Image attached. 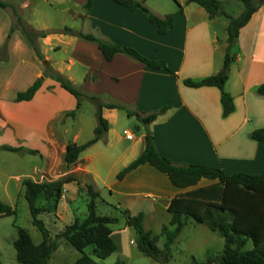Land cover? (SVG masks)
Masks as SVG:
<instances>
[{"label": "crops", "instance_id": "obj_1", "mask_svg": "<svg viewBox=\"0 0 264 264\" xmlns=\"http://www.w3.org/2000/svg\"><path fill=\"white\" fill-rule=\"evenodd\" d=\"M10 1L38 30L69 26L114 43L133 46L151 58L165 60L170 68L153 69L120 52L107 60L96 42L59 31L38 39L41 59L35 50L32 53L30 42L20 30L12 33L8 41V63L13 61L18 67L10 77L13 81L9 86L17 92L27 89L45 74L47 66H51L86 91L106 101L124 103L139 114L146 115L168 106L147 126L137 115L130 116L118 108H103L102 114L108 121L106 135L86 148L70 170L55 178L67 175L76 178L64 185L56 211L58 216L61 209L73 207L81 193H87L86 182L78 177L81 172L93 175V180L100 178L101 169L96 161L109 164V179L104 183L111 197L120 207L137 209L132 214L144 212V221L149 213L160 210L166 211L171 219L168 209L176 198L220 204V195L224 193L227 204L239 207V192L243 187L232 182L221 183L218 178L202 177L194 185L179 187L150 163L138 166L122 179L117 178V174L144 151L148 129L155 136L157 149L178 164L202 163L221 167L228 174L264 173V140L258 141L251 136L264 128V96L257 93L258 86L264 83V2L241 28L234 46L235 60L225 89L233 97L235 110L224 116L218 87H190L184 79H200L222 68L228 43L229 19L226 16L211 18L203 6L187 0H145L159 16L176 14L174 26L161 34L141 10H130L113 0H94L90 9L84 6L86 0ZM220 1L222 9L231 14L224 5L226 0ZM230 1L242 11L243 5L236 0ZM181 6L183 11L178 12ZM4 9L7 10H0V22L4 18V25L0 26V48L9 37L12 24V13L9 8ZM16 94L11 96L15 98ZM6 95L3 92L1 96ZM76 104L71 93L54 79L44 76L43 85L32 100L15 101L10 105L9 117L17 126L44 135L46 170L54 155L52 144L59 141L58 133L51 127L57 124L59 129L64 116L75 110ZM125 117L136 131L125 129L126 136L121 132ZM45 175L47 178L48 174ZM87 213L88 210L85 215ZM67 217L70 223L79 216L69 209ZM181 234L174 243L179 242ZM162 239L164 243V238L160 237L158 245ZM208 250L220 251L209 244L203 248L204 253ZM179 251L195 255L190 247ZM175 260L172 248L170 261Z\"/></svg>", "mask_w": 264, "mask_h": 264}, {"label": "trees", "instance_id": "obj_2", "mask_svg": "<svg viewBox=\"0 0 264 264\" xmlns=\"http://www.w3.org/2000/svg\"><path fill=\"white\" fill-rule=\"evenodd\" d=\"M113 1L130 10H141L146 14L150 22L157 26L158 32L161 34L167 33L174 26L175 13L159 16L151 10L145 0ZM239 1L243 4V10L240 14L234 16L222 9L220 0H187L188 3L195 2L203 6L211 18L224 15L229 19L227 27L228 43L222 68L218 72L200 79H184V83L190 87H218L221 91L224 116H228L235 110L233 97L225 89L230 75L231 64L235 60L234 46L238 41L241 28L249 22L252 15L264 2V0ZM93 3L94 0H86L84 6L86 9H90ZM0 6L9 8L12 13L9 36L14 31L20 30L41 59H43V55L38 45V39L51 32L59 31L96 42L107 60H111L116 53L120 52L144 63L147 67L170 70L165 60L151 58L133 46L114 43L91 33L76 31L69 26L59 30H38L22 16L14 3L0 0ZM182 11L183 6L179 8L178 12ZM7 40H9V37ZM6 45L4 44L3 48H6ZM1 52L0 48V54ZM7 57V55L0 56V59L6 61ZM44 76L54 79L62 88L76 97V109L81 108L83 100L86 98L94 102L97 107L98 124L94 129V136L84 143L70 142L67 144L64 153V161L67 165L76 163L80 154L86 148L95 144L106 135L108 121L102 114L103 108H118L124 110L130 116L137 115L140 122L145 126L154 121L160 113H163L168 108V106H165L146 115L144 113L143 115L139 114L137 111L128 108L124 103L106 101L101 96L84 90L51 66H47L45 74L38 77L27 89L18 91L15 101L32 100L42 87ZM257 93L264 96V83L258 86ZM76 109L69 112V114L75 115ZM251 136L258 141L264 140V128L254 131ZM0 148L15 152H38L37 149L7 144L1 145ZM145 163H150L166 173L171 182L179 187L194 185L202 177H207L211 179L218 178L221 183L228 184L232 182L241 185L244 190L239 192V207L227 204V196L225 197L224 193L220 195V204L212 201L197 203L188 198L174 199L168 209L171 212V219L168 224H164L161 227L159 234H153L150 230H146L144 212L132 214L128 209L123 210L122 213L126 218V224L133 227L138 234V239L135 243L140 252L158 261L159 264H168L171 257L172 244L184 229L187 219L192 218L198 223L205 224L211 231L219 233L224 239V246L220 252L208 250L205 259L202 261L197 260L193 256V263L188 264H212L214 262L221 264H264V173L235 172L228 174L221 167L202 163L178 164L157 149L155 136L149 129L146 132V147L144 151L139 157L124 167L117 174V178L122 179L128 172ZM74 180L76 178L73 175L45 181H36L31 178L24 179L25 197L29 204L32 223L42 234V240L34 242L26 228L17 227L18 236L13 244L16 249V259L21 264H50L54 252L59 247L58 240L60 238H64L81 252V256L72 264H101L98 260L105 259L118 250V246L112 237L113 229L111 225L117 223L119 218L98 213L97 198H99L100 192L95 189L92 182L86 184L89 199L87 203L88 213L85 218L76 217L55 235L52 234L44 219L41 218L43 210L48 211L50 207H53L55 212L57 211L64 185ZM42 195L46 204L44 209L38 204V200ZM16 213V208L13 205L0 200V217L16 215ZM242 221H245L242 223L243 227H239L238 224ZM247 221L253 223L245 224ZM160 237L164 238L163 248L158 245ZM250 241H252L253 245L249 248L248 244ZM88 247H91L92 253L86 252ZM115 264H125V260L119 259Z\"/></svg>", "mask_w": 264, "mask_h": 264}, {"label": "rangeland", "instance_id": "obj_3", "mask_svg": "<svg viewBox=\"0 0 264 264\" xmlns=\"http://www.w3.org/2000/svg\"><path fill=\"white\" fill-rule=\"evenodd\" d=\"M6 1L8 2L10 0ZM29 2H31V0ZM236 3L243 5L242 2L238 0H236ZM224 5L230 10L229 12H231L232 15L241 13L237 6L230 0L224 1ZM0 10L5 12L7 9L0 7ZM3 21L4 18L1 20L0 26L4 25ZM7 39L8 37L1 47L2 52L0 56H8V41L10 40V36L9 40ZM4 44H7L6 48H3ZM29 45L34 54L33 46L30 43ZM8 60L9 59L0 64V72L4 75V79L0 76V146L7 144L38 150L37 153H28L25 151L15 152L0 148V200L13 205L17 211L16 215L0 217V263L21 264L16 259V249L13 244L18 236L17 227L26 228L34 242H40L42 240V234L32 223L29 204L25 197L24 179L31 178L36 181L54 180L58 175L70 170L72 165H67L64 161L65 146L69 142L75 141L80 144L91 139L94 136V129L98 121L96 116V104L86 98L83 100V104L76 116L67 113L64 116V123L60 124L59 129L56 127L57 124H55V126L52 125L51 129L58 133L57 138L60 142L58 141L54 145L52 144L51 148L54 155L51 159L49 168L46 170L47 165L45 166L46 160L43 156V152L45 148H47V145L44 141V135L39 131H32L30 128L17 126L9 117L11 112L10 105L15 102V98L12 96L17 93L15 88L9 86L10 83L12 85L13 81H10V77L18 65L13 61L8 63ZM0 61L2 60L0 59ZM3 92L7 94L5 97L1 96ZM131 119L133 121L137 120L133 117H131ZM128 121H130V119L125 117V120H122L123 123H121V132L124 136H126L124 132L125 129L136 132L135 126L132 125V122ZM96 162L99 163L98 166L101 169L100 178H95L96 180H93V175H90L86 171L81 172L78 177L81 181H85L86 184L92 182L95 189L100 192V196L97 198L98 213L113 215L119 218L117 223L111 225L114 231L112 236L118 246V250L107 258L98 261H100L101 264H115L117 260L123 259L125 260V264H159L158 261L144 255L137 248V244L134 242L137 241L138 234L133 227L126 224V218L122 213L126 208L120 207L118 202L111 197L105 187L106 184L104 182L109 179V164L100 163L99 161ZM44 173L48 174L47 178L49 179L46 178V175L44 176ZM88 199L87 193H81L74 202L73 207L66 206V208L61 209L59 216L57 212H55V209L50 207L48 211H42L41 218L44 219L52 234L55 235V233L61 231L64 226L68 224L67 215L69 209H71L73 213H78L81 219L86 217L85 213L88 210ZM38 204L43 209L46 208L43 195L39 198ZM130 210L132 213L136 212L137 209L130 208ZM187 220L188 223L182 231L179 242L174 243L172 246L176 262L170 261L169 259L168 264L193 263V255L187 252H180L179 250L181 248L186 249L190 247L191 250L194 251V257L200 261L205 259L206 256V253L203 251L205 245L209 244L214 247L215 250H222L224 240H222L219 233L210 231L205 224H199L192 218ZM169 221V214L166 211L160 210L149 213L144 221V226L146 230H150L153 234H159L161 227L164 224H168ZM244 222L245 221L240 222L238 226L243 227L242 223ZM251 223L253 222L247 221L245 224ZM58 243L59 247L54 252L50 264H72L81 256V252L64 238H60ZM159 245L163 247V239L159 242ZM252 245V241H250L248 247L250 248ZM86 252L92 253L91 247L86 248Z\"/></svg>", "mask_w": 264, "mask_h": 264}, {"label": "water", "instance_id": "obj_4", "mask_svg": "<svg viewBox=\"0 0 264 264\" xmlns=\"http://www.w3.org/2000/svg\"><path fill=\"white\" fill-rule=\"evenodd\" d=\"M45 63H48L47 61H45Z\"/></svg>", "mask_w": 264, "mask_h": 264}, {"label": "built area", "instance_id": "obj_5", "mask_svg": "<svg viewBox=\"0 0 264 264\" xmlns=\"http://www.w3.org/2000/svg\"><path fill=\"white\" fill-rule=\"evenodd\" d=\"M127 132V131H126ZM134 242V241H133Z\"/></svg>", "mask_w": 264, "mask_h": 264}]
</instances>
